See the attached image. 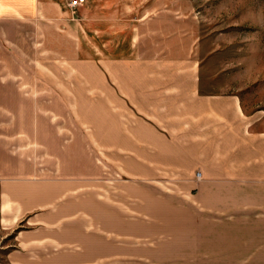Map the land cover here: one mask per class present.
Masks as SVG:
<instances>
[{"label":"rangeland","instance_id":"374dc122","mask_svg":"<svg viewBox=\"0 0 264 264\" xmlns=\"http://www.w3.org/2000/svg\"><path fill=\"white\" fill-rule=\"evenodd\" d=\"M68 1L0 2V178L20 169L63 187L43 189L20 222L0 221V264L80 257L100 240L141 249L159 242L157 222L212 220V179L200 178V166L212 163L198 160L208 147L193 146L203 139L191 117L179 132L184 145H99L134 142L130 130L98 128L106 65L169 56L168 75H199L202 94L237 95L264 118V0H85L73 10ZM184 85L187 98L193 86ZM108 94L104 102L114 103ZM64 104L72 121L52 120L49 130L47 112Z\"/></svg>","mask_w":264,"mask_h":264},{"label":"crops","instance_id":"0c3cea01","mask_svg":"<svg viewBox=\"0 0 264 264\" xmlns=\"http://www.w3.org/2000/svg\"><path fill=\"white\" fill-rule=\"evenodd\" d=\"M169 59L150 60L144 54L106 65L103 75L97 77L102 94L96 113L98 128L109 130L112 123L115 130H130L134 142L116 138L113 143L99 145H184V135L179 132L186 130L185 118L191 117L197 138L203 139L202 143L194 140L193 146L208 147L194 153L199 155L200 164L212 163V169L200 166V178L212 179V220L157 222L154 228L160 229L155 231L161 233L160 240L150 241L144 248L131 244L122 248L116 240L106 246L100 240L97 247L82 248L83 256L74 257L73 252L53 254L51 259L36 264H89L93 255L98 264L109 260L112 264H264V118L244 107L237 95L202 94L199 75H168ZM178 65L174 63L173 67ZM185 82L193 86L187 98ZM106 92L112 94L114 103L104 102ZM110 103L116 106L113 111ZM66 104L61 109L50 107L46 123L49 130L52 120L61 123L69 116L72 121V110ZM168 131L175 136L170 139L164 133ZM202 131L209 132L208 138H202ZM48 188L56 194L63 191L55 180L25 176L20 169L15 176L0 178V221L20 222L38 206L45 195L42 190ZM9 259L11 264H29L17 256Z\"/></svg>","mask_w":264,"mask_h":264},{"label":"built area","instance_id":"2783aa9c","mask_svg":"<svg viewBox=\"0 0 264 264\" xmlns=\"http://www.w3.org/2000/svg\"><path fill=\"white\" fill-rule=\"evenodd\" d=\"M85 0H69L68 1V7L73 10L81 6Z\"/></svg>","mask_w":264,"mask_h":264}]
</instances>
